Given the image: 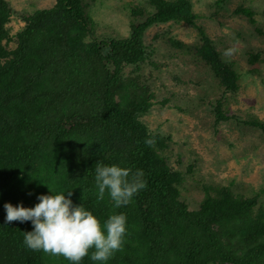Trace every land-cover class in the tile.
<instances>
[{
  "label": "trees",
  "instance_id": "obj_1",
  "mask_svg": "<svg viewBox=\"0 0 264 264\" xmlns=\"http://www.w3.org/2000/svg\"><path fill=\"white\" fill-rule=\"evenodd\" d=\"M91 5L55 0L49 9L19 14L24 25L12 34L8 26L16 13L0 0V264H69L24 246L30 221L4 223L6 202L32 207L38 195L50 194L46 185L71 191L73 204L82 203L101 222L125 215L122 246L105 264H264V206L256 197L216 187L204 188L197 208L189 209L180 190L184 176L164 156L170 137L142 121L155 99L140 74L153 55L144 40L152 27L195 28L196 45H170L194 54L223 93L240 88L234 63L196 25L192 0L131 5L128 36L119 39L96 35ZM236 13L255 24L249 8ZM259 60L251 54L248 61ZM223 107L215 106L217 124L232 119ZM247 124L264 135V121ZM97 163L140 169L146 186L128 205L114 208L107 191L97 199ZM80 264L99 262L85 256Z\"/></svg>",
  "mask_w": 264,
  "mask_h": 264
},
{
  "label": "rangeland",
  "instance_id": "obj_2",
  "mask_svg": "<svg viewBox=\"0 0 264 264\" xmlns=\"http://www.w3.org/2000/svg\"><path fill=\"white\" fill-rule=\"evenodd\" d=\"M6 1L16 13L8 26L12 34L24 25L19 14L49 9L55 3ZM145 1L92 0L89 14L96 24V35L127 37L129 8ZM192 2L196 25L205 31L222 57L234 63L241 75L240 88L235 95L223 93L210 69L194 54L170 45L169 40L188 47L196 45L195 28L186 24L152 27L144 40L153 55L140 74L155 99L142 121L150 131L170 137L164 156L170 167L184 176L180 190L189 209L197 208L204 188L216 187L256 197L264 206V135L247 124L251 118L264 121V0ZM241 8L253 12L255 24L236 13ZM251 54L260 56L254 65L248 61ZM217 102L223 103L231 120L215 122Z\"/></svg>",
  "mask_w": 264,
  "mask_h": 264
},
{
  "label": "clouds",
  "instance_id": "obj_3",
  "mask_svg": "<svg viewBox=\"0 0 264 264\" xmlns=\"http://www.w3.org/2000/svg\"><path fill=\"white\" fill-rule=\"evenodd\" d=\"M145 143L151 145L153 141L148 139ZM94 172L97 199H103L107 191L114 208L128 205L146 186L140 169L132 171L115 164L101 166L97 163ZM46 186L50 194L38 195V203L32 207L6 202L3 205L4 223L31 222L32 230L23 232L22 243L27 249L63 257L69 264H80L85 256L105 264L122 246L127 232L125 215L114 213L101 222L82 203L73 204L71 191L54 192Z\"/></svg>",
  "mask_w": 264,
  "mask_h": 264
}]
</instances>
